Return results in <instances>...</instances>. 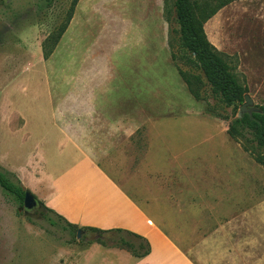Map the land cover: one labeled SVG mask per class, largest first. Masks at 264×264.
<instances>
[{
	"label": "rangeland",
	"instance_id": "1",
	"mask_svg": "<svg viewBox=\"0 0 264 264\" xmlns=\"http://www.w3.org/2000/svg\"><path fill=\"white\" fill-rule=\"evenodd\" d=\"M72 2L55 0L49 7L39 0H0V171L33 193L38 190L33 179L41 173L38 149L60 183L54 190L43 181L46 203L38 200L53 205L47 207L53 213L40 206L32 216L0 186V264H111L92 253L129 250L120 239L138 242L81 227L94 218L87 206L90 188L97 184L100 190L102 184L74 140L134 200L145 205L155 199L161 208L146 210L160 218L168 234L170 194H185L190 185L185 164L193 155L225 166L228 184L241 192L226 196L242 209L251 208L264 231V166L243 149L247 141L231 140L224 130L236 114L240 117L241 107H227L208 84L204 100L196 101L180 77L178 67L200 73L180 60L184 52L166 17L174 0H80L46 60L43 43L65 22ZM205 30L247 88L254 101L250 109L259 111L264 106V0L233 2ZM92 94L97 95L93 109L87 105ZM202 188L208 190L207 180ZM176 215L174 210V221ZM59 216L81 225L78 237ZM178 228L173 226L175 235ZM235 235L227 248L240 236ZM175 240L185 249L183 240ZM219 264H233V258Z\"/></svg>",
	"mask_w": 264,
	"mask_h": 264
},
{
	"label": "crops",
	"instance_id": "2",
	"mask_svg": "<svg viewBox=\"0 0 264 264\" xmlns=\"http://www.w3.org/2000/svg\"><path fill=\"white\" fill-rule=\"evenodd\" d=\"M94 96L97 97L92 94L87 104L91 109L96 106V101H92ZM100 104H103L102 101ZM56 126L65 137L70 136L63 125ZM228 129L229 126L224 125L227 134ZM30 132L31 130L28 135ZM228 136L230 137L229 134ZM74 142L76 148L83 153V158L89 162L91 170L95 171V175H99L98 183L102 184L100 190L96 188L97 184L95 189L93 186L90 188V203L87 206L90 209V216L93 215L94 218L82 221L80 226L103 230H127L143 236L151 244V253L145 257H135L126 250L109 247L96 249L92 256L99 257L98 259L105 258L111 264H219L226 256L233 258V264H264V231L257 228L259 221L251 217V208L242 209L239 201H235L234 197L226 196L227 193L234 195L238 192L240 195L241 192L236 185L228 184V176L224 173L225 166L217 165L214 160L206 161L203 156L193 155L188 159L185 164V173L190 185L185 189L186 191L184 190V195L177 192L170 194L168 210L171 234H168L160 227V218L146 210L145 206L148 205L151 210L161 208L155 199L145 205L134 200L100 167H97L90 155L75 140ZM237 146L242 150L239 145ZM34 152L41 157L42 162H40L39 178L33 179V182L36 181L38 190L32 189V191L39 200L46 203L44 201L46 195L43 194L46 182L43 181L47 179L54 190H58L60 183L53 175V170L47 167L46 154L38 149ZM146 160L150 168L149 154ZM231 168L228 167L229 170ZM232 169L231 172L234 175L236 171ZM205 180L209 186L208 190L202 188ZM214 186L220 188L219 195L211 189ZM47 204V207L53 206ZM174 210L177 214L176 221L173 218ZM178 211H182L179 216ZM181 225H183V234L180 232ZM173 226L179 227L176 235ZM235 234L240 236L233 239L235 242L232 244V249H229L227 248L228 238L236 236ZM176 238L185 242V249L179 246ZM197 259H200V262Z\"/></svg>",
	"mask_w": 264,
	"mask_h": 264
},
{
	"label": "trees",
	"instance_id": "3",
	"mask_svg": "<svg viewBox=\"0 0 264 264\" xmlns=\"http://www.w3.org/2000/svg\"><path fill=\"white\" fill-rule=\"evenodd\" d=\"M46 2L50 7L55 0H39ZM80 0H73L70 12L65 22L56 29L54 33L49 35L43 43L44 58L48 60L57 49L63 36L67 32L69 25L74 17L76 7ZM237 0H174L173 11L167 7L166 17L170 23L175 25L173 32L179 40V48L184 54L181 61L188 67H191L200 74H194L184 71L178 67L179 75L186 83L189 92L196 101L204 100L202 89L208 84L212 93L221 100L227 107L239 109L245 103V95L247 88L238 79L235 69L228 62L227 58L212 44L209 40L205 25L217 13ZM177 56L173 55V60H177ZM235 115V119L229 126L228 134L234 140L247 141L250 145L242 143V147L246 152L251 154L254 161L264 166V106L259 111L247 113L242 117ZM249 136L251 137H248ZM0 186L10 196H12L21 206L24 204L26 192L21 183L14 182L6 173L0 171ZM40 206L44 207L50 213L44 203L38 200ZM52 224H56L51 218L45 217ZM59 218L67 223L68 228L74 231L75 237H78V231L81 229L79 225L67 222L63 217ZM66 226V227H67ZM85 231H91L104 235H114L117 233L126 234L137 240L138 242L120 239L124 246L135 257H145L151 253L150 242L136 233L123 229L103 230L94 227H84ZM104 246V240L98 241ZM117 243V242H116ZM115 243V244H116Z\"/></svg>",
	"mask_w": 264,
	"mask_h": 264
},
{
	"label": "water",
	"instance_id": "4",
	"mask_svg": "<svg viewBox=\"0 0 264 264\" xmlns=\"http://www.w3.org/2000/svg\"><path fill=\"white\" fill-rule=\"evenodd\" d=\"M254 106V101L250 97V95H245V103L241 106L240 111V117L247 113H253L255 112L254 109H250L251 107ZM39 206V203L35 197V195L31 191H27L25 198H24V209H25V214L27 216H32L34 215V209H36ZM80 237V234H79Z\"/></svg>",
	"mask_w": 264,
	"mask_h": 264
},
{
	"label": "flooded vegetation",
	"instance_id": "5",
	"mask_svg": "<svg viewBox=\"0 0 264 264\" xmlns=\"http://www.w3.org/2000/svg\"><path fill=\"white\" fill-rule=\"evenodd\" d=\"M39 208H40V205L36 209H34V211H37Z\"/></svg>",
	"mask_w": 264,
	"mask_h": 264
}]
</instances>
